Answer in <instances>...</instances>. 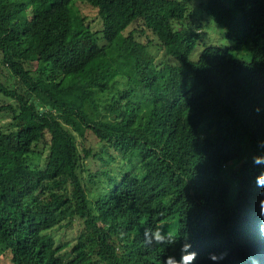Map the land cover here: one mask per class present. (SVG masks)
<instances>
[{"label":"trees","instance_id":"trees-1","mask_svg":"<svg viewBox=\"0 0 264 264\" xmlns=\"http://www.w3.org/2000/svg\"><path fill=\"white\" fill-rule=\"evenodd\" d=\"M76 1L97 10L101 38ZM213 23L226 47L206 44ZM0 59L15 79L0 81L14 102L0 107L12 117L0 128V258L179 259V244L151 238L160 226L190 236L203 263L227 251L222 264H264V165L252 163L264 155V0H0ZM77 222L74 241L55 240Z\"/></svg>","mask_w":264,"mask_h":264},{"label":"rangeland","instance_id":"rangeland-1","mask_svg":"<svg viewBox=\"0 0 264 264\" xmlns=\"http://www.w3.org/2000/svg\"><path fill=\"white\" fill-rule=\"evenodd\" d=\"M199 2H207L208 0H198ZM73 8L84 18H86L87 23L91 26V28L98 32L99 38L102 37V33L100 34V30L102 28V23L100 21L99 14L95 8H93L91 5H89L85 1H76L73 3ZM216 25L213 23L209 27H207V31L211 32L210 38L207 39L206 44L213 41V45H216L218 47H226V39L222 34L218 36V29L215 27ZM140 27V25H138ZM218 36V37H217ZM141 41L145 44H150L149 51L153 53V55L156 57L158 63H164L171 62L172 59L167 57L164 53V51L160 48L159 42L157 40V37L151 30H145V34L142 37H139ZM215 38V39H214ZM101 42V40H100ZM149 42V43H148ZM103 45V42L101 43ZM209 45V44H208ZM204 47L203 44H201L193 53L191 56V60H197L202 53ZM148 50V47H147ZM1 60V59H0ZM37 69V66L34 67ZM34 70V69H33ZM35 71V70H34ZM0 81L6 83L9 87H13L15 79H13L12 75L9 73L6 68L2 67L0 65ZM124 82H122L121 85H123ZM14 104L13 101H11L8 98H5L4 96L0 95V107H7L9 105ZM96 111H92L91 113L94 114ZM11 114L8 112L0 113V128H3L5 126H8L12 122ZM90 143L95 144L96 141L93 137L89 138ZM82 230V228L79 226V223L75 224L73 228L70 229H62L59 230L60 232H55L54 237L56 241L64 242V241H74L76 239V235ZM177 228H174L173 232H175ZM10 258L8 256L4 257L2 256L0 258V264H10L9 263Z\"/></svg>","mask_w":264,"mask_h":264},{"label":"clouds","instance_id":"clouds-1","mask_svg":"<svg viewBox=\"0 0 264 264\" xmlns=\"http://www.w3.org/2000/svg\"><path fill=\"white\" fill-rule=\"evenodd\" d=\"M256 112H261V107H256ZM257 148L264 151V135L257 138ZM252 163L255 165H264V155H256ZM256 186L264 190V171H261L255 177ZM258 207L259 215L264 218V191L259 194ZM259 225V234L264 238V220ZM149 235V230H145V236ZM151 238L154 239L158 244L176 245L179 244V259L175 255H166V258L161 260V264H206L199 260L198 252L193 250L190 236L180 237L174 235L172 232H164L160 226H157L155 230L151 232ZM151 242V241H149ZM228 256L227 251L220 253H209L207 256V262L209 264H222V262ZM243 264H261L260 259L256 256H248L247 260Z\"/></svg>","mask_w":264,"mask_h":264}]
</instances>
